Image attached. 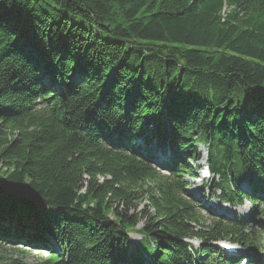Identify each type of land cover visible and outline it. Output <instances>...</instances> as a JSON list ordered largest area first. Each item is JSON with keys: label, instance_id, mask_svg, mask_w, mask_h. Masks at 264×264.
Returning <instances> with one entry per match:
<instances>
[{"label": "trees", "instance_id": "16d2710c", "mask_svg": "<svg viewBox=\"0 0 264 264\" xmlns=\"http://www.w3.org/2000/svg\"><path fill=\"white\" fill-rule=\"evenodd\" d=\"M201 148L212 193L264 200L240 190L264 194V0H0V264L258 248L239 221L201 225L185 180Z\"/></svg>", "mask_w": 264, "mask_h": 264}, {"label": "rangeland", "instance_id": "374dc122", "mask_svg": "<svg viewBox=\"0 0 264 264\" xmlns=\"http://www.w3.org/2000/svg\"><path fill=\"white\" fill-rule=\"evenodd\" d=\"M201 152H204V150H203V148H201ZM162 155H164L163 153H162ZM199 166H203L204 167V163L203 162H199L198 164H192V163H189V168L191 167V168H193L194 169V167H199ZM202 174L203 173H198L196 176H197V178H194V179H189V178H185V180H186V182H187V184L189 185V188H188V190H187V192H188V194H190V195H192V197H193V195L196 197V196H198L199 194H200V185L202 184ZM244 189H243V188ZM241 188H242V190H244V191H248L249 190V187H248V184L247 183H245V184H243L242 186H241ZM248 188V189H247ZM249 192V191H248ZM205 195L206 196H208V197H206V200H208L209 198H211V199H213L212 200V202H211V204L212 205H216V206H219V205H222L224 208H228V209H230V210H234V211H238V213H239V215L240 214H245V213H247L249 210H250V212H252L254 209L253 208H251L246 202L242 205V206H239V207H232V206H230V205H228V204H225V203H222L221 202V200H222V198H221V194L220 193H214V194H211V191L207 188L206 190H205ZM203 203H204V201H203ZM208 203V201L206 202L205 201V203L204 204H207ZM144 206H146V202L144 203V202H142L140 205H139V207H138V210L136 211V213H139V211H141V210H143V208H144ZM259 209H258V213H257V218L258 219H260V221L263 223V225H264V213H263V211H264V205H262V204H259ZM133 211H134V213H135V209H133L132 210V212L131 213H133ZM150 211V210H149ZM217 213H215V212H212L211 214H201V218H200V223H201V225L203 226V227H207L209 224H210V222H209V216H214V215H216ZM244 217H248V216H244ZM233 218V217H232ZM147 219L148 218H145V217H141L140 219H139V224H138V226H137V229H136V231L138 232L139 230H141L142 228H143V226L144 225H147L148 224V222H147ZM137 232L135 233V234H132V235H130L131 236V242L132 243H138L139 242V240H140V236L137 234ZM259 236V237H258ZM256 238H259L260 240V242L262 243V245H263V248H262V250L264 251V228H263V230H261L260 232H258L257 234H256ZM193 244L195 245V247H196V249H200L201 248V243L200 242H198V241H193ZM25 262H27V263H32L33 262V260L32 259H26L25 260Z\"/></svg>", "mask_w": 264, "mask_h": 264}, {"label": "bare ground", "instance_id": "6f19581e", "mask_svg": "<svg viewBox=\"0 0 264 264\" xmlns=\"http://www.w3.org/2000/svg\"><path fill=\"white\" fill-rule=\"evenodd\" d=\"M259 198H260V197H259ZM261 199H262V198H261ZM206 202H207V201H206ZM204 203H205V201H204ZM204 203H202V204H204ZM243 203H244V202H243ZM202 204H201V205H202ZM233 218H234V217H233ZM262 247H263V245L261 244L260 248H262Z\"/></svg>", "mask_w": 264, "mask_h": 264}]
</instances>
